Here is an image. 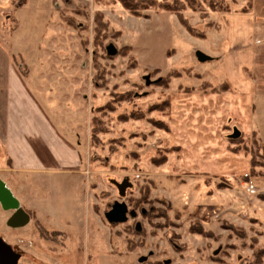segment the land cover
Here are the masks:
<instances>
[{"label":"rangeland","instance_id":"rangeland-1","mask_svg":"<svg viewBox=\"0 0 264 264\" xmlns=\"http://www.w3.org/2000/svg\"><path fill=\"white\" fill-rule=\"evenodd\" d=\"M193 1L179 3L193 33L170 11L137 17L118 0L0 11V41L18 30L32 50L21 70L81 144L85 171L81 187L26 184L24 226L6 225L13 210L0 205L17 264H264V0ZM114 203L126 221L106 219Z\"/></svg>","mask_w":264,"mask_h":264},{"label":"crops","instance_id":"crops-1","mask_svg":"<svg viewBox=\"0 0 264 264\" xmlns=\"http://www.w3.org/2000/svg\"><path fill=\"white\" fill-rule=\"evenodd\" d=\"M29 1L25 0L19 8H25ZM12 5L13 0H0V11L9 10ZM14 18L19 20V14ZM17 34L18 30L13 32L10 47L0 41V158L5 164L2 171L16 176L11 181L0 175V180L19 202L23 191L28 190L26 184L32 192H41L46 180L55 176L67 188L81 187L85 171L81 144L57 125L30 75L21 72L25 64L32 70L33 53L21 49L15 41Z\"/></svg>","mask_w":264,"mask_h":264},{"label":"water","instance_id":"water-1","mask_svg":"<svg viewBox=\"0 0 264 264\" xmlns=\"http://www.w3.org/2000/svg\"><path fill=\"white\" fill-rule=\"evenodd\" d=\"M198 61L204 62L210 57L200 50L195 51ZM0 205L3 209L13 210L6 220V225L16 228L26 225L29 220V214L19 205L18 200L11 191L0 180ZM128 208L125 203H114L110 210L105 213L109 222H124L127 219ZM130 214H133L130 212ZM19 254L16 253L3 239L0 238V264H17Z\"/></svg>","mask_w":264,"mask_h":264},{"label":"trees","instance_id":"trees-1","mask_svg":"<svg viewBox=\"0 0 264 264\" xmlns=\"http://www.w3.org/2000/svg\"><path fill=\"white\" fill-rule=\"evenodd\" d=\"M122 6L128 10L132 15L140 17L141 10L146 8H154V9H162L166 11H170L176 15L181 24L186 28V30L190 33H193V27L190 26L182 17L181 10L182 6L179 4L180 0H172L171 2H167L165 0H118ZM189 4H191L192 8H194L193 0H186ZM25 2L22 0L21 5ZM23 72V71H22ZM117 97L123 99V95H117ZM120 99V100H122ZM99 109H95L98 111ZM99 119L94 114L90 119V124L92 125V129H90V140L96 141L97 134L101 131L99 128ZM264 198V197H263ZM40 222V221H39ZM42 225L37 224V227L41 229ZM43 228V227H42Z\"/></svg>","mask_w":264,"mask_h":264},{"label":"flooded vegetation","instance_id":"flooded-vegetation-1","mask_svg":"<svg viewBox=\"0 0 264 264\" xmlns=\"http://www.w3.org/2000/svg\"><path fill=\"white\" fill-rule=\"evenodd\" d=\"M29 214V213H28Z\"/></svg>","mask_w":264,"mask_h":264}]
</instances>
